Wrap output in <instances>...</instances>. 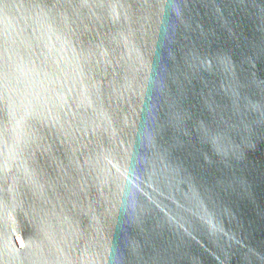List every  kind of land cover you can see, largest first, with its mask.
I'll return each mask as SVG.
<instances>
[{"label":"water","instance_id":"water-1","mask_svg":"<svg viewBox=\"0 0 264 264\" xmlns=\"http://www.w3.org/2000/svg\"><path fill=\"white\" fill-rule=\"evenodd\" d=\"M0 264H264V0H0Z\"/></svg>","mask_w":264,"mask_h":264}]
</instances>
